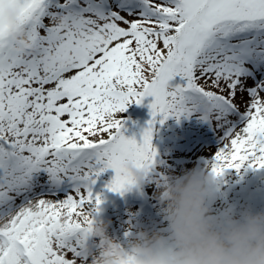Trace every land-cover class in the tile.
<instances>
[{
	"label": "snow or ice",
	"instance_id": "snow-or-ice-1",
	"mask_svg": "<svg viewBox=\"0 0 264 264\" xmlns=\"http://www.w3.org/2000/svg\"><path fill=\"white\" fill-rule=\"evenodd\" d=\"M146 97L138 142L119 114ZM194 114L214 176L264 169V0H0V264H90L99 176L123 194L122 162L148 176L155 125Z\"/></svg>",
	"mask_w": 264,
	"mask_h": 264
},
{
	"label": "clouds",
	"instance_id": "clouds-1",
	"mask_svg": "<svg viewBox=\"0 0 264 264\" xmlns=\"http://www.w3.org/2000/svg\"><path fill=\"white\" fill-rule=\"evenodd\" d=\"M5 15L19 48L30 47L16 10L6 7ZM121 167L132 182L129 190L145 184V171L134 161ZM216 179L195 168L169 175L154 194L166 225L123 245L108 235L109 223H95L91 237L99 248L90 252V264H264V210L225 205L213 211Z\"/></svg>",
	"mask_w": 264,
	"mask_h": 264
},
{
	"label": "rangeland",
	"instance_id": "rangeland-1",
	"mask_svg": "<svg viewBox=\"0 0 264 264\" xmlns=\"http://www.w3.org/2000/svg\"><path fill=\"white\" fill-rule=\"evenodd\" d=\"M170 83L175 86L181 81L177 77ZM151 101V97H146L142 104L132 103L119 114L124 123L125 136H134L138 142L141 140L143 129L152 119L149 109ZM221 136L220 130L200 120L197 114L181 118L179 122L170 117L163 124L157 123L152 145L158 155L145 184L121 194L109 191L107 187L115 176L114 170L108 169L97 179L93 192L100 194L103 202L99 212L94 214L96 223H109L108 235L122 245L143 230L163 228L166 221L154 194L169 175L179 176L193 168L211 172ZM212 190L215 199L210 204L215 212L225 205L237 210L244 206L264 210V169H228L222 177H217ZM98 248L99 244L92 239L91 251L95 252Z\"/></svg>",
	"mask_w": 264,
	"mask_h": 264
}]
</instances>
